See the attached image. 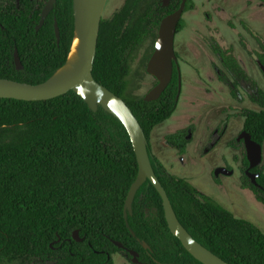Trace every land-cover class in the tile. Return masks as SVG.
Masks as SVG:
<instances>
[{"label":"trees","instance_id":"16d2710c","mask_svg":"<svg viewBox=\"0 0 264 264\" xmlns=\"http://www.w3.org/2000/svg\"><path fill=\"white\" fill-rule=\"evenodd\" d=\"M47 1L40 0L36 8L37 0H21L16 12H0V79L37 86L66 65L75 39L74 0H57L37 31ZM183 1L166 9L162 0H126L111 20L102 21L94 78L122 98L140 122L155 173L187 232L228 264H264V233L257 226L170 174L153 154V132L173 117L179 104L178 68L158 101L129 94L132 54L152 40L149 63L163 19ZM193 6L188 0L185 12ZM182 30L183 22L178 32ZM211 49L226 71L221 80L238 97L239 83L249 82L247 74L230 50L218 43ZM16 51L22 71L15 65ZM260 61L264 66V59ZM253 101L261 110L243 111L244 131L264 148V90L257 88ZM186 137L181 131L167 136L166 143L183 156ZM234 146H240L238 141ZM244 165L250 166L247 153ZM254 172L260 174L259 187L247 176L244 187L264 206V166ZM138 174L135 150L121 120L102 107L93 112L76 93L47 102L0 100V264H114L113 256L120 252L133 264V257L113 242L138 253L142 264H202L172 235L163 200L149 181L126 221V200ZM75 232L83 242L74 240Z\"/></svg>","mask_w":264,"mask_h":264},{"label":"rangeland","instance_id":"374dc122","mask_svg":"<svg viewBox=\"0 0 264 264\" xmlns=\"http://www.w3.org/2000/svg\"><path fill=\"white\" fill-rule=\"evenodd\" d=\"M125 3L126 0H108L103 21L111 20ZM193 3V8L183 16V31L175 41L181 73L179 104L173 117L153 132V154L170 174L186 179L204 197L264 233V206L244 187L245 148L242 142H238L239 147L234 146L244 132L243 111L261 110L253 97L257 88L264 90L260 61L264 59L260 56L264 54V0H193ZM144 9L145 5L137 14ZM212 43L230 50L249 78V82L239 83L236 98L231 85L221 80L226 71L212 51ZM152 47V40L146 41L129 60L132 96L146 97L157 86V80L147 73ZM229 79L233 81L232 77ZM181 131L187 133L188 141L187 154L183 156L166 143L167 136ZM215 136L218 140L214 144ZM263 166L264 148L259 168ZM220 168H231L235 173L216 179L215 173ZM113 260L114 264H132L124 252L114 255Z\"/></svg>","mask_w":264,"mask_h":264},{"label":"water","instance_id":"95a60500","mask_svg":"<svg viewBox=\"0 0 264 264\" xmlns=\"http://www.w3.org/2000/svg\"><path fill=\"white\" fill-rule=\"evenodd\" d=\"M171 1L172 0H164V7L169 6ZM57 2V0H50L47 3L37 31H40L44 27L49 16L54 11ZM107 2L108 0H74L75 39L72 49L77 35L79 34L80 53V61L75 73L61 79H55L58 73L68 65L72 53L71 49L66 65L44 84L33 86L0 79V100H15L29 103L47 102L66 96L70 92H74L85 101L93 112L97 113L99 107H102L108 113L118 117L130 135L139 165L137 181L132 186L125 204L124 216L126 221L128 222L129 214H133V205L138 192L149 181L156 188L163 200L165 217L169 230L172 235L182 243L184 248L202 264L207 263L199 259L196 253L208 256L214 264H228L198 243L182 226L175 214L166 190L155 173L148 150L149 142L140 122L122 98L99 84L94 78V66L97 57L101 25ZM186 5L187 0H184L180 9L175 14L165 18L161 23L155 51L147 67V73L157 80L158 85L145 97V101L148 103L158 101L174 79L175 67L178 66L175 41ZM55 30L59 43L61 33L57 22L55 24ZM15 65L18 71L24 69L18 51H16L15 54ZM262 69L264 71V66H262ZM178 71L180 83L181 73L179 69ZM179 89L178 100L180 99L181 84ZM238 142H244L245 144L247 159L250 164L248 176L253 184L259 187L257 181L260 175L252 174L251 170L259 168L262 164L263 147L255 143L251 135L246 131L238 138ZM215 174L216 177H220V175L232 176L233 172L225 169H218ZM73 238L77 242L84 241L80 239L79 232H75ZM113 243L119 249L128 252L133 257V264H142L139 260L140 256L138 253L126 249L124 245L119 242ZM144 247L150 249L146 244Z\"/></svg>","mask_w":264,"mask_h":264},{"label":"flooded vegetation","instance_id":"af4514ba","mask_svg":"<svg viewBox=\"0 0 264 264\" xmlns=\"http://www.w3.org/2000/svg\"><path fill=\"white\" fill-rule=\"evenodd\" d=\"M50 0H48L47 2H46V4H45V7H46V5H47V3L49 2ZM175 0H172L171 2H170V4H169V6H167V7H164V4H163V7L164 8H166V9H170L171 8V6L173 5V2H174ZM32 2H34V0H32ZM39 2H40V0H37V2L35 3V7L36 8H38V6H39ZM187 2H188V0H187ZM162 3H164V0H162ZM183 3V2H182ZM182 3H181V5H182ZM20 7H21V0H15V2L13 1V0H0V12H4V11H8L9 12V10H12L13 12H16L15 11V9H20ZM181 7V6H180ZM186 8H187V5H186ZM173 9V8H172ZM180 9V8H179ZM44 11V10H43ZM178 11V10H177ZM176 11V12H177ZM185 11H186V9H185ZM190 11V10H189ZM176 12H174L173 14H175ZM185 13L186 12H184V15H185ZM42 14H43V12H42ZM52 14V13H51ZM173 14H170V15H173ZM170 15H168V16H170ZM183 15V16H184ZM167 16V17H168ZM166 17V18H167ZM165 19V18H164ZM163 19V20H164ZM181 22H183V18H182V20H181ZM181 22H180V24H181ZM180 24H179V26H180ZM178 30H179V27H178ZM183 31V30H182ZM181 31V32H182ZM181 32H178L177 31V35L179 34V33H181ZM177 35H176V37H177ZM178 69H179V66H176ZM191 131H189V135L191 134L190 133ZM249 168H250V166L248 167V169H246V167H245V169H244V176H247V178L251 181V183L253 184V182H252V180L249 178V176H248V171H249ZM220 169H225V170H228V171H232L233 172V175H234V173H235V171L233 170V169H231V168H220ZM256 170V169H255ZM255 170H251V173L252 174H254V175H256V174H258V173H255L254 171ZM258 175H260V174H258ZM218 177H216V179H217ZM254 185V184H253ZM250 190V189H249ZM253 193V192H252ZM254 194V193H253ZM255 195V194H254Z\"/></svg>","mask_w":264,"mask_h":264},{"label":"bare ground","instance_id":"6f19581e","mask_svg":"<svg viewBox=\"0 0 264 264\" xmlns=\"http://www.w3.org/2000/svg\"><path fill=\"white\" fill-rule=\"evenodd\" d=\"M79 61H80V53H79V34H78L74 47L72 49V53L68 65L64 69H62L60 73H58L55 79H61L75 73V71L78 69ZM196 256L199 259L206 262L207 264H214L213 261L206 255L196 253Z\"/></svg>","mask_w":264,"mask_h":264}]
</instances>
